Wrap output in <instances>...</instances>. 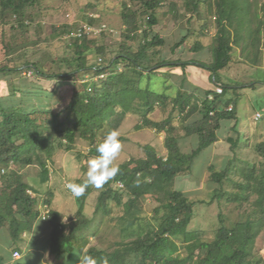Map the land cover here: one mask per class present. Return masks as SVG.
I'll list each match as a JSON object with an SVG mask.
<instances>
[{
    "label": "trees",
    "instance_id": "1",
    "mask_svg": "<svg viewBox=\"0 0 264 264\" xmlns=\"http://www.w3.org/2000/svg\"><path fill=\"white\" fill-rule=\"evenodd\" d=\"M167 2H123L120 13L125 31L118 50L96 44V38L91 35H73L81 26L77 23L52 25L53 37L67 35L69 38L68 57L54 61L60 68L62 64L67 65L68 71L63 72L46 69L44 63L29 57L31 47L39 43L38 38L30 37L31 30L38 35L42 32L40 23L31 25L40 15L41 0H0V20L5 26L2 43L8 56L7 63L0 66V79L22 69H32L37 77L74 81L66 106L68 114L64 118L53 106L19 108L12 101H4L0 89V173L12 164H36L40 167L41 182H48L49 162L57 148L73 150L81 137L90 143L89 152L97 156L96 146L102 140L97 139L99 131L115 118L119 109L130 111L131 104L141 99L145 114L139 126L166 131V159L159 155L157 148L145 144L144 157L130 158L118 165L119 174L102 188L95 207V212L110 215L111 202L123 204L125 214L121 217V229L133 230L134 235L130 234L128 241L118 242L111 250L88 246V238L84 236L77 240L90 221L84 213L88 188L78 198L79 208L70 221H60L59 212L50 208L46 221L52 227L51 252L63 255L78 248L83 255L96 258L99 264L105 259L108 264H264L263 256L254 260L256 241L264 231V160L261 165L243 168V179L234 182L232 192L224 187L226 182L233 181L232 160L222 169L214 164L208 166L209 180L219 185L212 200L220 202L225 197L239 207L248 205V210L232 225H227L220 215V225L211 240L205 239L204 230H189L195 204L209 201L193 200L174 187L176 177L191 174L196 157L218 139L221 121L237 115V100L225 97L230 87L222 81L220 71L234 62L235 48L240 49L245 61L253 65L260 63L264 44V0H182V15L178 13L177 4L169 1L176 19L186 14L203 18L205 14L202 29H208L214 17L216 31L212 42L205 46L197 41L192 50H209L210 60L198 62L211 71L215 82L223 85L221 93L207 89L199 95L180 88L175 96L141 87L143 76L156 71L155 66H173L168 62L180 60L161 55L158 49L167 45L166 38L155 29L160 22L159 9ZM86 22L100 24V19L89 16ZM189 32L187 30L171 47L173 53L183 48ZM93 54L99 58L92 62ZM181 66L185 76L187 63ZM87 74L94 79L88 81ZM31 88L36 87H19L16 92L29 93ZM210 93L215 94L214 100L207 99ZM46 96L51 95L46 93ZM169 102L182 114L180 124L173 121L171 114L162 120L149 116L157 105L166 106ZM232 103L234 109L226 110ZM195 114L198 118L188 122ZM193 133L199 136L197 147L182 151L180 137ZM258 151L264 159V140L259 142ZM0 180V228L8 230L12 246L19 249L24 234L31 232L40 218V199L36 189L18 171H11L6 179L2 176ZM118 181L124 186L118 187ZM125 196L128 197L126 202ZM147 196H153L159 204L154 209L153 220L142 225V204ZM52 198L53 192L49 191L44 201L51 206ZM136 225L138 230H134Z\"/></svg>",
    "mask_w": 264,
    "mask_h": 264
},
{
    "label": "rangeland",
    "instance_id": "2",
    "mask_svg": "<svg viewBox=\"0 0 264 264\" xmlns=\"http://www.w3.org/2000/svg\"><path fill=\"white\" fill-rule=\"evenodd\" d=\"M132 1L133 0H41L40 15L31 25L34 27L40 23L42 25V32L38 35L34 29L31 30L30 37L32 39L38 38L39 43L34 44L29 50L30 59L32 61L44 63L46 69L51 68L56 71L59 69L63 72L68 71L66 64H62L60 68V64L58 65V62L54 61L62 59L64 56L68 57L67 55H69V52L66 43L69 41V38L67 35L53 37L51 33L52 25L60 26L64 23H77L82 25L92 13L94 16L99 17L100 23H105L108 26V30L102 35H92V37L97 40L96 44H104L110 49L118 50L120 43L123 42L122 33L125 31V25L120 13L121 6L123 2L132 3ZM169 1H173L177 4L179 14H184L182 7H180L182 0H168V2L159 9L158 15L160 22L155 29L159 33L164 34L167 40L166 46L158 48L162 51L161 55L179 58L180 60L195 59L209 61L210 52L207 48L195 51L192 50V47L197 41L207 46L212 42V37L216 31L214 17H211V26L208 29H202L201 25L205 21V14L203 18L197 15L191 16L190 14H186L184 17L176 19V14L174 10L170 8ZM4 28L5 26L0 20V66L7 63L8 59L2 43V32ZM187 30L190 32L187 40L183 44V48L173 53L171 47L187 33ZM91 57L92 62L99 58L96 54H93ZM234 59L230 67L220 71V77L225 85L230 87L239 84V87H235L234 89L230 87L225 97L236 98L240 123L248 124L253 128L259 127V129L264 132V116L259 119L255 118L256 112L264 114V82H262L264 81V44L262 58L259 64L253 65L245 61L246 59L241 55L239 48H235L234 50ZM154 68L156 71L149 72V74L143 76L141 87H149L152 91L159 93L167 92L175 96L177 93L176 88L182 83L181 79H174L171 69L160 72L163 67L159 68L155 66ZM27 72L28 69H22L19 72L4 76V83H7L6 88H10L11 90L14 88V90L16 89L15 91H17L19 87L34 86L39 90L31 88L30 93L40 97H44L41 91L46 90V93L51 95L50 97L46 96V101L51 103L54 110L60 111L63 118L66 117L68 114L66 106L70 100L71 90L74 85L73 79H66L58 82L56 79L37 77L34 74L29 76ZM85 78L88 79V81L94 79L90 74H87ZM251 84L254 85L249 87ZM241 85L248 86L242 87ZM3 88V85H0V89ZM30 93L24 92V94L22 93L20 95L22 98L27 95L29 97L31 96ZM16 96L18 97V94ZM3 100L6 101V99ZM9 101H12L11 98H9ZM142 102L141 99L133 102L131 104L133 109L130 111L119 109L115 118L97 134V139L101 140L110 130H119L120 139L123 143V150L116 162L117 166L130 158L144 157L146 154L144 149L145 144H150L157 148L159 155H167L165 146L166 131H160L150 126H139L145 114V107ZM170 114L173 116L174 122L181 123L182 114L179 109L174 108L171 102L166 106L157 105L156 109L151 112L149 116L155 120H162L167 118ZM238 128H240V126ZM247 137L246 134L242 133L233 156L228 159L218 158L216 161L217 163L213 161L214 158L212 157L211 149H205L196 158L191 174L187 176L185 174L177 176L174 187L182 189L188 187L187 185L198 183L203 173H205L207 164H218L215 166H219L218 169H222L232 160L231 178L233 181L226 182L224 187L227 191H234V182L243 179L242 169L252 166L253 164L261 165L264 160L262 154L258 151V144L261 140H264V135L260 137L258 133H252L250 139ZM193 146V143L190 141L183 142L185 151L189 152L193 150ZM90 147L91 145L88 141L78 137L76 146L73 150L57 148L49 162L50 175H52V178L50 177V180L46 183L41 182L40 167L36 164L30 166L12 164L5 170L1 169L0 179L2 176L6 179L11 171L22 173L25 179L37 191L36 194L40 199L38 208H40V204H42L47 197L48 192L52 191L55 195V197L52 198L54 207L59 210L63 220L70 221L79 208V200L72 195L67 185L70 183L81 184L87 179L88 161L96 157L89 152ZM208 185H210V180L209 171L207 169V176L203 179V187L200 189L192 188L190 191V193H192L190 198L193 200L204 198V200L209 202H198L195 204L194 215L189 223V230H204L205 239L211 240L215 237L216 230L220 225V215L223 216L227 225H232L240 219L244 211L248 210V205L245 203L243 206L239 207L237 203L230 202L225 197H223L220 202L217 199L212 200L213 195L216 193V189L214 191L209 190L207 189V187H209ZM215 186L218 187L219 185L215 184ZM89 190L90 192L85 198L84 213L90 221L88 225L83 228L77 240L81 234H85L88 237L92 236L94 239L91 240V244L101 249L110 250L115 248L118 242L128 241L130 239L129 235H134V231L125 232L121 229L123 225L121 217L125 214L124 205L111 202L110 215H105L103 212H95L97 199L102 189L89 187ZM127 199L128 197L125 196L124 202H126ZM158 204V201L153 196H147L143 200L141 212L142 225L153 220L154 209ZM137 228L138 226L136 225L134 230ZM6 231L8 232L7 229ZM20 246L24 249L25 255L22 260L17 261V264L40 263L38 257L27 251L26 243L21 242ZM260 256L264 257V231L256 241L254 260L256 261ZM253 264L256 263L253 262Z\"/></svg>",
    "mask_w": 264,
    "mask_h": 264
},
{
    "label": "crops",
    "instance_id": "3",
    "mask_svg": "<svg viewBox=\"0 0 264 264\" xmlns=\"http://www.w3.org/2000/svg\"><path fill=\"white\" fill-rule=\"evenodd\" d=\"M161 36L165 37L164 34H161ZM204 45L206 46V44H204ZM198 61H200V60L191 59V60L171 61L168 63H172L173 66L163 67V69H161L160 72H165V70L171 69V73L173 74L174 79H181L182 83L179 85L178 88H176V92L180 88H185L188 91H195L196 94L202 95L203 92L207 89H216L218 86H223L221 82H215L214 79L211 78V71L209 69L201 66ZM183 63H187L185 76H183V68L181 66ZM1 82H3V83H1ZM262 82H264V81H262ZM254 84L249 85V87H252ZM0 85H3V87H4L3 89H1V92H2V95H4V97H5L4 99H6V102L9 100V98H11L12 102L19 108H21V107L38 108L39 105L42 107L52 106L50 102L46 101L47 100L46 90L41 91L43 93L44 97L35 96L29 92L31 94V96L28 97V95H27V96H24V98H22L20 95V94H22V92H16L14 90V88L12 90L10 88H6L7 83H4V78L0 79ZM244 86H248V85H243L242 87H244ZM230 87L231 88L239 87V84H237L235 86H230ZM34 89H36V88H34ZM36 90H39V89H36ZM17 94H18V97L16 96ZM47 94H49V93H47ZM169 95L172 96V94H169ZM13 97H14V99H13ZM20 98H22V99H20ZM235 110L237 113L236 117L223 119L221 121V128L218 130V139L214 143H212L211 145H209L208 147L205 148V149H207V148L211 149V152H212L211 154H212V157L214 158L213 161H215V162L217 161L218 158L228 159L231 156H233V154L235 153V148L238 146L239 137H241L242 133L246 134L248 136L247 137L248 139L251 138L250 135L252 133H258L260 137H262L264 135V132L261 129H259V127L253 128L248 124L240 123L237 102L235 104ZM198 116H199L198 114L193 115L188 120V122H192V121L196 120L198 118ZM263 116H264V114H263ZM263 116L261 118H263ZM239 126H240V128H238ZM221 132H222V134H221ZM160 138H162V137H160ZM179 141H180V146H181L182 151L188 152V151L184 150L183 142L184 141L192 142L194 145L193 146V149H194L197 147V145L199 143V136L197 133H193V134H190L187 136H181ZM212 164H214V163H212ZM193 165H194V163H193ZM209 165L210 164H207V168L205 170V173H203L201 180L198 183L192 184V185H187L188 187H186V188L184 187L180 190H183L190 197V195H192V193H190L192 188H197V189L202 188L203 187V179H204V177L207 176V169H208ZM215 165H218V164H215ZM217 167L219 168V166H217ZM50 177L52 178V175H50ZM215 184H217V183L210 181V185H208L209 187H207V189L214 191L217 188V186H215ZM54 197H55V195L53 193V198ZM201 199H204V198H201ZM50 208L59 212V210H57L54 207L53 201H52ZM58 218L60 221H65L61 217L60 212H59ZM42 222L45 224H43ZM51 231H52V227L50 226V224L46 220L39 218V220L36 222L33 230L29 233L24 234V241L23 242L26 243L27 251L31 252L34 256L39 258V262H40L39 264H80V259H81V256L83 255V252H81L80 250H78L76 248L72 252L65 253L63 255H57V254L51 252V249H50ZM83 236L85 238H88V241H89L88 246L93 245V244H91V240L94 239V237H92V236L88 237L85 234H81V237H83ZM16 250H18L21 253L20 257L14 256V252ZM24 252L25 251L22 247H20L18 249V248H16V246H12V242L10 239L9 232H7L6 228H4V227L0 228V257H1L0 258V264H17V261H20L24 258V255H25Z\"/></svg>",
    "mask_w": 264,
    "mask_h": 264
},
{
    "label": "clouds",
    "instance_id": "4",
    "mask_svg": "<svg viewBox=\"0 0 264 264\" xmlns=\"http://www.w3.org/2000/svg\"><path fill=\"white\" fill-rule=\"evenodd\" d=\"M123 150V143L120 139L118 129L110 130L96 146L98 155L91 158L87 164V179L81 183H70L67 185L74 197H81L89 187L102 189L109 181L119 174L117 160ZM80 264H99L92 256L82 255ZM103 264H108L107 259Z\"/></svg>",
    "mask_w": 264,
    "mask_h": 264
},
{
    "label": "built area",
    "instance_id": "5",
    "mask_svg": "<svg viewBox=\"0 0 264 264\" xmlns=\"http://www.w3.org/2000/svg\"><path fill=\"white\" fill-rule=\"evenodd\" d=\"M91 16H94V14L92 13ZM108 30V26L105 24V23H100V24H90L89 22H83L82 25L76 30L74 31L72 34L73 35H76V36H82L83 34H87V35H96V34H100L102 33L103 31H106ZM26 72V71H25ZM27 74L29 76H31L32 74H34V71L32 69H28V72ZM216 91L218 93H221L222 92V87L221 86H218L216 88ZM207 99L208 100H214L215 99V94L214 93H210L207 95ZM234 109V105L233 104H230L226 110L228 111H232ZM211 114H214V111L211 112ZM263 116L262 113L260 112H257L256 115H255V118L259 119ZM162 156V155H161ZM167 156V155H166ZM166 156H163L165 157L166 159ZM116 185L118 187H123L124 184L121 182V181H118L116 183ZM40 218L43 219V220H46L49 216V212H50V205L48 203H46L45 201L42 202V204H40ZM21 253L16 250L14 252V256L15 257H20Z\"/></svg>",
    "mask_w": 264,
    "mask_h": 264
}]
</instances>
